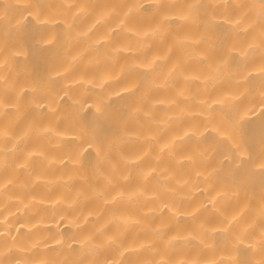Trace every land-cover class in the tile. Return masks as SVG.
I'll return each instance as SVG.
<instances>
[{"label":"bare ground","instance_id":"6f19581e","mask_svg":"<svg viewBox=\"0 0 264 264\" xmlns=\"http://www.w3.org/2000/svg\"><path fill=\"white\" fill-rule=\"evenodd\" d=\"M0 264H264V0H0Z\"/></svg>","mask_w":264,"mask_h":264}]
</instances>
